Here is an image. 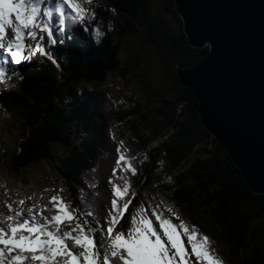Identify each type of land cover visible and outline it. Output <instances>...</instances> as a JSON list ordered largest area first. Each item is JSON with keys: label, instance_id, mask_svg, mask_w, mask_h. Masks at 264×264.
Segmentation results:
<instances>
[{"label": "trees", "instance_id": "trees-1", "mask_svg": "<svg viewBox=\"0 0 264 264\" xmlns=\"http://www.w3.org/2000/svg\"><path fill=\"white\" fill-rule=\"evenodd\" d=\"M162 1V13L175 20L180 32L172 31L161 14L150 16V0H106L98 15L105 32L101 37L106 36L102 43L74 34L72 48L59 46L57 62L39 65L11 90L3 101L9 109L5 120L10 130L18 127L23 134L13 147L1 148L0 161L11 164L16 173L47 161L60 170L66 184L77 187L100 162L109 144V126L118 127L117 134L122 131L129 146L150 147L149 185L157 180L166 188L172 183L171 200L185 203L184 208L180 205L183 213L209 222L220 233L227 259L218 253L229 264H264V194L253 191L231 156L203 127L194 92L177 77V67L197 66L209 49L189 44L174 0ZM136 25L148 33L163 62L171 94L154 89L142 72L147 103L133 101L110 109L100 89L107 75L118 71L126 77L129 69L140 70V58L120 62L123 44L139 32ZM216 245L213 241L214 249Z\"/></svg>", "mask_w": 264, "mask_h": 264}, {"label": "snow or ice", "instance_id": "snow-or-ice-1", "mask_svg": "<svg viewBox=\"0 0 264 264\" xmlns=\"http://www.w3.org/2000/svg\"><path fill=\"white\" fill-rule=\"evenodd\" d=\"M43 3L44 0H0V50L7 53L14 64L31 59L37 52L51 58L45 46L39 42L45 39L43 33H47L49 43L56 42L52 39L49 21L41 18H51L53 9L42 10ZM92 3L93 0H56L54 11L59 14L61 25L65 22V7L71 10L69 15L72 21L83 24L95 17V13L90 12L87 7ZM95 35L97 38L102 35L98 28L95 29ZM28 39L38 42L32 46L26 42ZM5 71V67L0 66V73ZM122 162L127 170L136 174L135 167L123 154L119 155L116 163L120 165ZM112 194L111 219L106 229L111 243L110 255L102 251V243L97 245L95 236L91 235L96 231L93 228L77 224L79 234L73 235L75 230H72L62 237L47 231L42 224L29 225V221L25 220L22 224L10 227V235L0 228V245L4 246L0 247V264H23L26 259L24 256L12 255L16 249L34 254L39 250L40 254L34 255L33 259L44 264H55V257L58 255L67 257V264H110V256L117 258L122 264H224L222 258L210 247L209 236L202 234L196 225L189 226L172 208L167 211L172 216H177L179 224L155 209L152 215L156 224L146 214V210H141L139 218L137 215L131 217V227L122 224L131 203L126 199L130 194L129 186L126 184L121 189L114 184ZM52 200L56 201L57 197H52ZM55 207L58 211L52 220L57 224L76 219L62 199ZM20 230L36 235L34 238L23 235L17 237ZM42 236L47 238L42 239ZM65 237L72 239L85 251L75 254L66 244ZM45 252H51V256Z\"/></svg>", "mask_w": 264, "mask_h": 264}, {"label": "water", "instance_id": "water-1", "mask_svg": "<svg viewBox=\"0 0 264 264\" xmlns=\"http://www.w3.org/2000/svg\"><path fill=\"white\" fill-rule=\"evenodd\" d=\"M174 3L189 44L209 49L177 77L194 92L203 127L264 194V0Z\"/></svg>", "mask_w": 264, "mask_h": 264}, {"label": "rangeland", "instance_id": "rangeland-1", "mask_svg": "<svg viewBox=\"0 0 264 264\" xmlns=\"http://www.w3.org/2000/svg\"><path fill=\"white\" fill-rule=\"evenodd\" d=\"M105 2L106 0H93L94 9H96V11L103 9V3ZM163 6L164 5L162 0H150V16L161 14L163 18H167L166 21L172 31L180 32V28L177 26L175 20L170 18L167 13H162ZM54 7L55 5L53 6V8ZM136 28L139 29V32L136 34H132L125 41L121 48L120 62L122 64H127L131 59L140 58V70L129 69L130 71L126 77H123L118 71L111 72L107 75L106 79L101 84V87L105 92V97L110 96L108 105L110 107L116 106V110L117 102L125 104V107L133 105L134 103L130 102L132 98L133 101H139L143 104L147 103L145 100L146 96L141 82L142 72H144L148 77L147 80L155 86L154 89L160 90L161 94L164 96H166L167 94H171V92H169L171 90V83L166 75L164 64L161 61L160 57L155 53L156 49L153 46L148 33L146 31H143L142 28L138 25H136ZM28 41L30 42V45L33 46L34 41H32L31 39H28ZM7 129L8 128L6 123L2 121V118L0 116V134H4L3 136L0 135V144L2 145L4 143L5 145L12 147L16 143V141L22 137L23 130L18 129L17 127L16 131L8 133ZM109 148L112 151L113 156L120 150L115 142L113 143V146L111 147L110 145ZM140 154L141 152L139 153V155ZM141 163L143 164L142 161ZM147 164L148 162H145L143 164V167L145 168ZM163 165V163L162 165H160L158 172L164 169ZM53 166V164L45 161L37 166H30L16 173L12 170L9 163L6 164L3 161L0 162V226L4 223V221H7L9 227L19 225L18 220L13 218L17 213V208H19L23 204H26L27 202L30 204L31 202H38V197L48 196L49 198H52V194V196L58 198V201L59 199H62L65 204H68L67 201L71 202V189L65 186L64 183H61L62 181L60 180L59 175L53 168ZM171 184L172 183L168 184V187L166 186L167 189L162 186V188L165 189L168 197H173ZM160 188L161 187L158 188L154 185V183H152L149 186L148 191L145 193L150 206H152L153 203L148 199V195L153 197L160 191ZM105 194L108 195L107 190ZM181 204L183 208L186 207L185 203ZM154 209L157 212H163L165 216L173 220V217L166 211H160L157 206L155 208H152V210ZM187 210L189 211V209ZM52 211L53 205L51 204H48V206L44 208V212H47L49 214H51ZM182 219L189 226L196 225L198 227H202L204 230L208 231V233L215 235L213 233L214 229L201 225L200 220L196 217L189 216L187 211L184 213ZM191 221L194 224H192ZM201 233L204 234L203 232ZM213 241L215 244V238L212 239V242ZM217 249L220 253L221 247L219 246ZM225 254L221 255L225 257Z\"/></svg>", "mask_w": 264, "mask_h": 264}, {"label": "bare ground", "instance_id": "bare-ground-1", "mask_svg": "<svg viewBox=\"0 0 264 264\" xmlns=\"http://www.w3.org/2000/svg\"><path fill=\"white\" fill-rule=\"evenodd\" d=\"M212 245H213V242L211 241V245H210V247L212 248V249H214L213 247H212ZM215 250V252H216V254L220 257V258H222V260L225 262L226 260L224 259V257H222L218 252V249H214Z\"/></svg>", "mask_w": 264, "mask_h": 264}]
</instances>
